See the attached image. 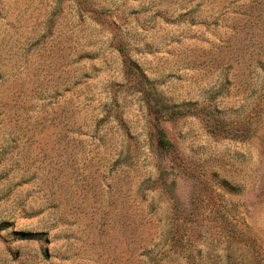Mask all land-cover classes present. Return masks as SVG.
I'll return each instance as SVG.
<instances>
[{"label": "rangeland", "instance_id": "rangeland-1", "mask_svg": "<svg viewBox=\"0 0 264 264\" xmlns=\"http://www.w3.org/2000/svg\"><path fill=\"white\" fill-rule=\"evenodd\" d=\"M0 264H264V0H0Z\"/></svg>", "mask_w": 264, "mask_h": 264}]
</instances>
